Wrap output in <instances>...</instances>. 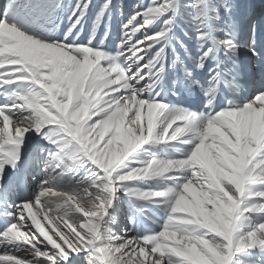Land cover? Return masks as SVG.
<instances>
[{
  "label": "snow or ice",
  "instance_id": "obj_1",
  "mask_svg": "<svg viewBox=\"0 0 264 264\" xmlns=\"http://www.w3.org/2000/svg\"><path fill=\"white\" fill-rule=\"evenodd\" d=\"M0 264H264V12L4 0Z\"/></svg>",
  "mask_w": 264,
  "mask_h": 264
},
{
  "label": "rangeland",
  "instance_id": "obj_2",
  "mask_svg": "<svg viewBox=\"0 0 264 264\" xmlns=\"http://www.w3.org/2000/svg\"><path fill=\"white\" fill-rule=\"evenodd\" d=\"M247 2H249L250 4H252V5L255 6V9H256V11H257L258 14L262 11V7L264 6V4L261 3V4L257 5V2H259V0L258 1H255V0H247ZM133 3L134 4L137 3V0L135 2H133Z\"/></svg>",
  "mask_w": 264,
  "mask_h": 264
},
{
  "label": "bare ground",
  "instance_id": "obj_3",
  "mask_svg": "<svg viewBox=\"0 0 264 264\" xmlns=\"http://www.w3.org/2000/svg\"><path fill=\"white\" fill-rule=\"evenodd\" d=\"M136 0H124V2L128 5H133ZM255 1H258V0H255ZM95 2V0H94ZM115 2L119 3L120 0H115ZM263 3L264 4V0H259V2H257V5ZM0 4H1V0H0ZM261 12H264V6L262 7V11Z\"/></svg>",
  "mask_w": 264,
  "mask_h": 264
}]
</instances>
